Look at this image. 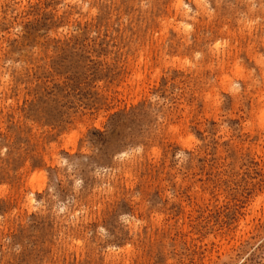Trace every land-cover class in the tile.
Returning <instances> with one entry per match:
<instances>
[{"label": "rangeland", "instance_id": "1", "mask_svg": "<svg viewBox=\"0 0 264 264\" xmlns=\"http://www.w3.org/2000/svg\"><path fill=\"white\" fill-rule=\"evenodd\" d=\"M0 264H264V0H0Z\"/></svg>", "mask_w": 264, "mask_h": 264}, {"label": "bare ground", "instance_id": "2", "mask_svg": "<svg viewBox=\"0 0 264 264\" xmlns=\"http://www.w3.org/2000/svg\"><path fill=\"white\" fill-rule=\"evenodd\" d=\"M178 3H179V2H178ZM180 4H181V3H180ZM180 4H179V5H180ZM177 5H178V4H177ZM179 5H178L177 7H180V6H181V5H180V6H179ZM186 12H187V11H186ZM28 200H29V202H32V199L29 198V197H28L27 201H28ZM31 205H32V203H31Z\"/></svg>", "mask_w": 264, "mask_h": 264}]
</instances>
